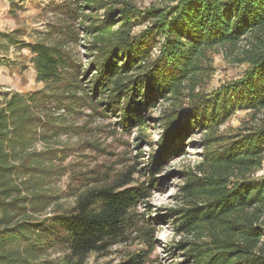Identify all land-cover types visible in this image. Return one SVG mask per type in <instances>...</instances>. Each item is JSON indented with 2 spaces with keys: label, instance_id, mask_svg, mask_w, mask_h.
<instances>
[{
  "label": "trees",
  "instance_id": "1",
  "mask_svg": "<svg viewBox=\"0 0 264 264\" xmlns=\"http://www.w3.org/2000/svg\"><path fill=\"white\" fill-rule=\"evenodd\" d=\"M106 14L105 29L93 27V34L109 39L94 47L90 91L99 99L94 104L117 113L122 127L142 131L143 113L159 101L185 98L187 90L192 111L184 124L176 107L157 119L163 155L175 157L185 154L177 142L190 127L211 130L236 110L248 112V124L223 150L204 152L202 178L184 174L179 190L186 207L168 212L178 234L203 235L187 251L192 264H264V178H253L264 161V0H180L145 12L109 8ZM135 19L149 25L137 36L129 34ZM154 33L162 43L152 59ZM30 50L37 55V79L55 80L63 63L57 50ZM205 51L245 67L239 79L209 96L195 93ZM49 99L44 92L12 94L0 108V264H44L41 257L55 248L64 252L63 264H84L90 254L125 240L132 210L146 197L123 182L93 186L69 208L46 215L53 197L42 180L52 171L44 163L52 152L29 148ZM123 264L143 263L134 256Z\"/></svg>",
  "mask_w": 264,
  "mask_h": 264
},
{
  "label": "rangeland",
  "instance_id": "2",
  "mask_svg": "<svg viewBox=\"0 0 264 264\" xmlns=\"http://www.w3.org/2000/svg\"><path fill=\"white\" fill-rule=\"evenodd\" d=\"M178 1L0 0V108L12 94L28 97L44 92L50 98L29 148L36 153L52 152L44 162L52 171L49 178L42 180L43 190L53 197L46 215L69 208L79 194L93 186L123 182L127 184L125 188H140L146 194L132 210V228L125 240L106 253L90 254L84 264H123L134 256L143 264H192L187 251L203 235L178 234L174 215L168 211L186 207L179 187L184 185V174L188 172L197 178L204 176L208 166L204 152L210 149L212 155H217L237 130L248 124V112L236 110L217 128L201 130L192 126L177 142L185 154L169 157L163 155L160 146L164 134L162 121L157 119L162 120L176 107L180 123L184 124L192 111L190 97L184 95L187 90L182 92L185 98L159 101L143 113L147 121L142 131L122 127L117 113L94 104L99 99L90 91L93 50L109 36L93 32L105 29L107 10L129 5L145 12ZM131 23L134 25L129 34L133 36L149 26L139 19ZM118 29L114 27L112 33ZM156 34L152 59L162 43ZM33 46L56 49L60 54L63 63L57 68L55 80L44 83L37 79V55L30 50ZM204 55L207 59L196 81V94L209 96L242 76L244 66L233 65L213 51H205ZM253 178H264V161ZM64 255L55 248L40 260L44 264H63Z\"/></svg>",
  "mask_w": 264,
  "mask_h": 264
}]
</instances>
